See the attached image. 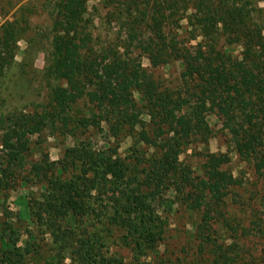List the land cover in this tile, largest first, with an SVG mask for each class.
Segmentation results:
<instances>
[{"label":"trees","instance_id":"obj_1","mask_svg":"<svg viewBox=\"0 0 264 264\" xmlns=\"http://www.w3.org/2000/svg\"><path fill=\"white\" fill-rule=\"evenodd\" d=\"M118 1L115 8L123 18L124 33L138 36L143 49L135 57L126 38L123 43L95 47L86 30L87 0H49L50 47L43 71L49 86L46 98L33 112H24L2 109L5 99L0 97V198L20 173L31 135L43 128L74 135L79 128L101 129L104 123L114 137L121 129L131 137L130 160L126 162L116 150L85 155L93 158L99 168L96 174L104 179L109 175L111 181H123L127 170L137 176L136 191L122 188L116 193L112 217L125 230L131 248L153 247L161 238L163 226L153 200L170 188L200 214L203 231L214 230L212 224L222 222L237 235L249 229L261 233L264 228L258 218L249 219L248 229L239 231L225 211L226 197L235 196L234 188L242 184L224 167L229 160L226 153H202L200 174L182 163L179 155L198 135L206 143L205 115L213 112L223 120L237 153L264 182V23L258 17L262 8L252 0ZM21 30L13 21L0 27V76L12 63ZM231 45L240 47L238 54L229 49ZM144 51L154 66L181 62L177 90L163 86L142 66L136 57ZM58 167L61 172L65 169ZM262 196L248 204H263ZM58 206L66 214L87 211L71 192ZM0 210H6L1 201ZM4 224L0 220V264H27L18 254L15 235L8 236ZM207 239L211 264L242 262L231 244L214 242L210 235ZM79 241H65L72 249L71 264H148L138 255L131 263L103 255L87 237Z\"/></svg>","mask_w":264,"mask_h":264},{"label":"rangeland","instance_id":"obj_2","mask_svg":"<svg viewBox=\"0 0 264 264\" xmlns=\"http://www.w3.org/2000/svg\"><path fill=\"white\" fill-rule=\"evenodd\" d=\"M48 3L49 0H0V27L13 21L22 29L12 63L0 76V97L5 99L2 109L33 112L46 98L49 86L43 78V71L50 47L51 8ZM86 3V30L90 31L95 47L123 43L126 38L134 57L143 50L139 48L138 36L127 37L124 33L121 27L123 18L115 8L118 0H87ZM252 4L262 8L258 17L264 23V0H252ZM179 34L182 39L183 31ZM229 49L236 55L240 47L231 45ZM141 53L136 58L154 78L169 90L179 88L181 62L170 60L154 66L145 51ZM205 121L208 126L206 143L197 134L188 141L179 159L200 174L202 153H226L229 160L224 167L242 184L234 188L235 196L229 194L226 197L225 211L234 219L235 229H248L249 219L254 217L264 228V202L248 204L252 198L259 199L264 194L261 193L263 180L257 177L252 164L237 153L223 120L209 112ZM131 141L122 129L114 137L104 123L101 129L95 126L79 128L74 135L59 129L43 128L28 138L30 148L26 151L23 166L19 168L20 173L0 198L6 206L4 213L0 210V220L5 221V233L15 235L18 254L24 255L27 264H71L72 249L65 246V241L70 239L79 243L84 237L94 241L103 255L117 256L129 263L138 255L148 264H211L213 254L208 246V235L214 242L231 244L239 250L238 255L243 257L240 264H264V230L258 233L249 229L245 234L240 232L237 235L222 222H214V230L203 231L199 228L200 214L186 206L181 194L172 188L158 192L161 194L155 195L153 200L157 219L163 226L161 238L155 240L153 247L131 248L132 242L130 244L129 238H125V230L112 217L118 201L116 193H120L122 188L136 191L137 176L135 178L133 170H127L123 181H111L109 175L104 179L100 173L96 174L95 169L99 168L93 158L85 155L98 152L113 154L112 151L116 150L115 154L128 162ZM60 164L65 166L62 172L58 167ZM68 192L84 203L86 212H61L58 204ZM10 226L15 231L10 230ZM61 238L64 240L59 242Z\"/></svg>","mask_w":264,"mask_h":264}]
</instances>
